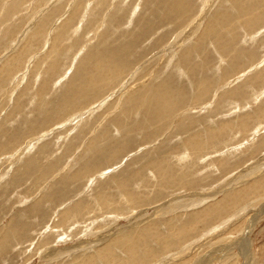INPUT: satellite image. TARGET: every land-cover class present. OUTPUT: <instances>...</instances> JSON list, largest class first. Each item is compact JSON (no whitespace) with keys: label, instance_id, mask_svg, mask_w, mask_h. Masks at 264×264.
I'll return each instance as SVG.
<instances>
[{"label":"rangeland","instance_id":"rangeland-1","mask_svg":"<svg viewBox=\"0 0 264 264\" xmlns=\"http://www.w3.org/2000/svg\"><path fill=\"white\" fill-rule=\"evenodd\" d=\"M0 264H264V0H0Z\"/></svg>","mask_w":264,"mask_h":264},{"label":"bare ground","instance_id":"bare-ground-1","mask_svg":"<svg viewBox=\"0 0 264 264\" xmlns=\"http://www.w3.org/2000/svg\"><path fill=\"white\" fill-rule=\"evenodd\" d=\"M99 68V67H98ZM51 252V251H50ZM57 256V255H56ZM52 258V257H51Z\"/></svg>","mask_w":264,"mask_h":264}]
</instances>
